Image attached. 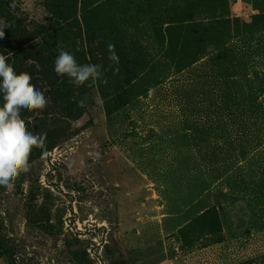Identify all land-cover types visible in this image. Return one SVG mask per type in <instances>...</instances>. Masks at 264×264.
Listing matches in <instances>:
<instances>
[{
    "label": "rangeland",
    "instance_id": "374dc122",
    "mask_svg": "<svg viewBox=\"0 0 264 264\" xmlns=\"http://www.w3.org/2000/svg\"><path fill=\"white\" fill-rule=\"evenodd\" d=\"M13 2L107 83L31 65L47 150L0 186V264H264V0Z\"/></svg>",
    "mask_w": 264,
    "mask_h": 264
},
{
    "label": "clouds",
    "instance_id": "9594fccd",
    "mask_svg": "<svg viewBox=\"0 0 264 264\" xmlns=\"http://www.w3.org/2000/svg\"><path fill=\"white\" fill-rule=\"evenodd\" d=\"M6 27L8 24L0 21V37L4 36L3 29ZM107 48L108 59L118 65L119 57L115 52V45L109 43ZM10 56L11 54H0V94L3 99L0 106V186L7 190H12L20 175L30 170L29 159L32 151L40 149L44 153L47 150V134L30 132L21 113L43 111L48 100L31 83L30 74L17 73L7 62ZM54 71L58 76H67L69 82L77 87L84 86L89 81V86L98 81L107 83L106 78L102 79L106 69L102 70L101 65L79 64L75 56L64 49H60L55 58ZM118 71V67L114 69V72ZM78 106H83V101L78 102Z\"/></svg>",
    "mask_w": 264,
    "mask_h": 264
},
{
    "label": "trees",
    "instance_id": "16d2710c",
    "mask_svg": "<svg viewBox=\"0 0 264 264\" xmlns=\"http://www.w3.org/2000/svg\"><path fill=\"white\" fill-rule=\"evenodd\" d=\"M201 1L213 5L223 0ZM10 5L13 7H10ZM216 19L217 17H213L207 22L179 25L178 29L212 30L222 23V21H217ZM0 21L8 24V27L3 29L4 36L0 37V54L6 56L11 54L7 62L14 67L17 73L27 72L32 77L31 70L33 67L31 65H54L55 58L59 54V50H55L56 41L59 37L57 29L53 28L50 32L43 31L40 27L37 34L34 35L27 28V19L23 11L13 0H0ZM36 39H39L40 43L33 44ZM28 113L27 111H22V118L24 119ZM9 264H14V262L10 261ZM113 264H124V262L119 260Z\"/></svg>",
    "mask_w": 264,
    "mask_h": 264
}]
</instances>
